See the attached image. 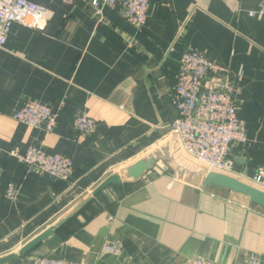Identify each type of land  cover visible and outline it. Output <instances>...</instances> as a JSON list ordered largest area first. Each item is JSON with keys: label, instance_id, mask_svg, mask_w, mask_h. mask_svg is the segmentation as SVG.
Instances as JSON below:
<instances>
[{"label": "crops", "instance_id": "0c3cea01", "mask_svg": "<svg viewBox=\"0 0 264 264\" xmlns=\"http://www.w3.org/2000/svg\"><path fill=\"white\" fill-rule=\"evenodd\" d=\"M30 1L48 8L44 28L13 24L0 51V190L18 187L16 201L0 196V257L17 253L109 176L177 137L168 125L178 116L172 93L188 48L234 76L247 139L231 147L229 175L251 183L264 163V19L249 14L260 0H152L141 28L119 5L105 8L101 19L91 0ZM29 100L57 111L52 132L14 118ZM84 113L97 126L81 135L73 120ZM30 146L70 158V181L29 172L10 155ZM101 239L119 242L121 255L104 254ZM249 252L264 264V212L163 168L110 186L21 264L37 257L81 264H190L196 258L243 264Z\"/></svg>", "mask_w": 264, "mask_h": 264}, {"label": "built area", "instance_id": "2783aa9c", "mask_svg": "<svg viewBox=\"0 0 264 264\" xmlns=\"http://www.w3.org/2000/svg\"><path fill=\"white\" fill-rule=\"evenodd\" d=\"M91 7L101 19L107 7L119 5L123 17L134 27L141 28L148 19L152 0H91ZM252 17L264 19V0L258 9L250 11ZM49 17L48 8L30 0H0V51L4 49L13 24L29 29H43ZM237 88L234 76L226 65L210 60L203 51L186 49L180 57L177 82L173 88L172 103L178 113L168 125L176 134L184 153L209 170L229 174L232 169L229 153L236 143L247 139L246 123L238 117ZM58 113L50 106L29 100L14 113L17 121L47 133L56 126ZM97 121L84 113L73 120V129L81 135L95 130ZM10 155L25 165L27 171L47 173L61 181H70L73 161L57 153L46 152L41 146H30L26 151H10ZM2 171L0 170V182ZM264 191V163L257 167L251 180ZM0 196L16 201L18 187L8 184ZM104 254L120 256L122 246L117 241H106L101 247ZM31 264H81L62 258L37 257ZM190 264H218L204 258L193 259ZM243 264H261L254 252L246 254Z\"/></svg>", "mask_w": 264, "mask_h": 264}, {"label": "water", "instance_id": "95a60500", "mask_svg": "<svg viewBox=\"0 0 264 264\" xmlns=\"http://www.w3.org/2000/svg\"><path fill=\"white\" fill-rule=\"evenodd\" d=\"M163 168L170 169L177 178L185 182L198 186L205 185L210 190L224 197H229L234 202L264 212L263 190L229 174L211 171L205 165L186 157L183 154L178 138L172 137L148 154L123 167L120 170V174L109 176L90 195L79 201L75 207L54 225L26 243L17 253H10L0 257V264H21V257L70 220L97 195L107 190L110 186L135 183L153 171L161 172ZM102 244L103 239L99 241L98 248Z\"/></svg>", "mask_w": 264, "mask_h": 264}, {"label": "rangeland", "instance_id": "374dc122", "mask_svg": "<svg viewBox=\"0 0 264 264\" xmlns=\"http://www.w3.org/2000/svg\"><path fill=\"white\" fill-rule=\"evenodd\" d=\"M163 144V143H162ZM159 145H161V144H159ZM159 145H156L154 148H156V147H158ZM153 148V149H154ZM153 149H151V150H153ZM151 150H149L146 154H148ZM183 151V150H182ZM146 154H144V155H146ZM183 154L186 156V157H188L185 153H184V151H183ZM143 155V156H144ZM142 157V156H141ZM188 158H190V157H188ZM191 159V158H190ZM249 184V183H248ZM250 185H253V183H252V181H251V183H250ZM253 186H255V185H253Z\"/></svg>", "mask_w": 264, "mask_h": 264}]
</instances>
